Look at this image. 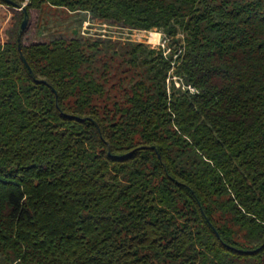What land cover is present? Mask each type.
I'll return each instance as SVG.
<instances>
[{"label": "trees", "instance_id": "16d2710c", "mask_svg": "<svg viewBox=\"0 0 264 264\" xmlns=\"http://www.w3.org/2000/svg\"><path fill=\"white\" fill-rule=\"evenodd\" d=\"M45 5L183 42L112 93ZM0 264H264V0H0Z\"/></svg>", "mask_w": 264, "mask_h": 264}, {"label": "rangeland", "instance_id": "374dc122", "mask_svg": "<svg viewBox=\"0 0 264 264\" xmlns=\"http://www.w3.org/2000/svg\"><path fill=\"white\" fill-rule=\"evenodd\" d=\"M40 15L39 21L30 27L28 35L26 36H29V39L37 36V39L42 37L48 40L56 35H74L82 38L86 43V46H93V44L99 43L97 48L102 49L100 55L103 60L95 67L100 68L99 73L101 77H109V82L107 83L109 88L113 89V86H115V88L111 90L112 93H118L119 88H121L122 91H128L132 83L139 79V75H137V73L134 74L131 66L126 67L121 64L122 57L118 50L122 44H143L149 49H155L157 51L161 50L164 56L171 58L172 53L175 51L174 48H176L173 47L171 42L173 40H175V42L177 40H179L177 42H183L184 37L183 33H179L176 38L170 39L161 29H128L121 26L102 23L92 19L89 14L85 12H72L65 8L53 7L50 5H45ZM108 41L115 43L116 47L106 53L107 47H105V43ZM113 52L115 54H113ZM96 58H98V56H96ZM107 60L109 61V67L111 68L109 72L110 75L106 73L107 69L105 66ZM128 68L131 70L130 73H122L124 69ZM140 68L141 66L135 67V71L138 72ZM172 74L173 71L170 70L169 75ZM132 78L133 80H131Z\"/></svg>", "mask_w": 264, "mask_h": 264}, {"label": "water", "instance_id": "95a60500", "mask_svg": "<svg viewBox=\"0 0 264 264\" xmlns=\"http://www.w3.org/2000/svg\"><path fill=\"white\" fill-rule=\"evenodd\" d=\"M28 24H29V14H28L27 11H25V16H24V18H23V20H22V22H21L20 30H19V32H18V36H17L19 46L21 45L22 35H23L24 31L27 29ZM22 58H23L25 64L29 67V64H28V62L26 61V59H25L23 56H22ZM29 69H30V72H31L32 76L35 77V74H34V72L31 70L30 67H29ZM38 81H39V80H38ZM44 82H46V81H44Z\"/></svg>", "mask_w": 264, "mask_h": 264}]
</instances>
